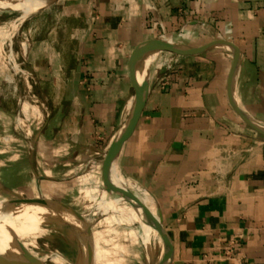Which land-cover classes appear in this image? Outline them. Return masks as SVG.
<instances>
[{
  "label": "crops",
  "instance_id": "crops-1",
  "mask_svg": "<svg viewBox=\"0 0 264 264\" xmlns=\"http://www.w3.org/2000/svg\"><path fill=\"white\" fill-rule=\"evenodd\" d=\"M52 8L41 14L59 24L30 37L27 59L44 113L22 151L30 192L54 194L59 187L43 182L102 173L147 65L146 104L113 164L162 221L164 264H264V136L230 102L231 51L147 50L139 73L130 63L151 38L189 47L230 41L241 55L237 103L264 124V0H65Z\"/></svg>",
  "mask_w": 264,
  "mask_h": 264
},
{
  "label": "rangeland",
  "instance_id": "rangeland-1",
  "mask_svg": "<svg viewBox=\"0 0 264 264\" xmlns=\"http://www.w3.org/2000/svg\"><path fill=\"white\" fill-rule=\"evenodd\" d=\"M63 1L55 0L30 13H24L28 9L21 8L0 9V206H6L16 199L6 188L24 197L39 196L37 188L30 192V165L28 156L22 154V151L27 152L33 145L30 139L31 122L42 120L44 115L39 105V94L30 93V65L27 59L30 37L59 24V21L50 18L51 15L41 13L50 7L58 10ZM183 36L181 40H185ZM24 102L30 104L28 116L22 109ZM113 171L115 178L129 188L118 170ZM75 174L70 176L76 178L80 175ZM52 175L59 176V171ZM103 178L99 171L97 175L90 172L83 178L71 180L69 184L47 180L43 182L44 185L59 188H55L54 194L41 196L62 201L89 220L97 254L94 257L95 264H145L148 255L146 242L153 251L155 264L162 247L160 235L158 239L150 240L139 216L136 213L132 216L134 209ZM57 217H46L42 223L45 230L30 236V240L35 239L37 248L31 249L39 256L58 255V259H62L61 264H83L85 244L82 232L73 222H62ZM46 264L56 263L47 261Z\"/></svg>",
  "mask_w": 264,
  "mask_h": 264
},
{
  "label": "water",
  "instance_id": "water-1",
  "mask_svg": "<svg viewBox=\"0 0 264 264\" xmlns=\"http://www.w3.org/2000/svg\"><path fill=\"white\" fill-rule=\"evenodd\" d=\"M54 1L55 0H51L50 3ZM47 5L40 6L39 8L33 9L30 12L37 11L40 8H43ZM218 47H226L232 53V65H231L229 76H228V92H229V99L232 104V107L238 113V115L245 121V123H247V125H249L252 129H254L260 135L264 136V124L258 122L257 120H255L254 118L246 114L241 109L239 104L237 103V100L235 97L234 85H235L237 70H238V67L241 61V55H240V51L238 47L234 43L223 40V39H218V40L206 43L198 47H189L186 45L174 43L162 37H156V38H151V39H148L140 43L133 51L131 55L130 63H131L132 70L135 73H139L142 66L138 63V58L143 52L147 50H152V51L168 50L175 55L191 56V55L201 54L205 51L218 48ZM149 87H150L149 74H148V69H146V72L141 78V81H140V84L137 90L136 101H135L133 111L130 117L128 118V120L126 121V123L122 126V128L116 134L107 152L105 153V157L102 161V175L104 177V180L110 184L111 188L116 194H118L122 199L126 200L135 209H141L144 216L154 225V227L158 231L161 237V240H162V253L160 257L158 258L156 264H164L169 254L170 241H169L168 234L166 233L164 229L162 221L155 216L152 210L142 200H140V198H138L130 190V188L127 189L121 184L117 183L111 174V167L114 163V160L116 159L125 140L127 139V136L131 128L141 116V113L144 109V106L148 98ZM8 192L10 193V195L16 198L10 203H7L9 205H14L18 203H32V204H38V205H42L45 207H49L52 209L58 208V209L63 210L64 212L70 213L71 215L75 216V218L78 219L80 223L82 224L81 227L83 228V231L85 232L84 234H82L84 238V244H85L83 264H94V250H93V242L91 238L92 237V232H91L92 227H91V223L89 222V220L83 214H81L76 209H74L73 207L69 206L68 204L62 201L53 200V199L47 200V199L42 198L41 196L28 198V197H24L20 195L19 193L11 191V190H9ZM21 250H22V253L19 256L10 255V254H0V264H46V262L41 261L39 257L35 256L28 250H25V249H21ZM148 257L149 258L145 264H152L151 254H149ZM76 264H79V263H76Z\"/></svg>",
  "mask_w": 264,
  "mask_h": 264
},
{
  "label": "bare ground",
  "instance_id": "bare-ground-1",
  "mask_svg": "<svg viewBox=\"0 0 264 264\" xmlns=\"http://www.w3.org/2000/svg\"><path fill=\"white\" fill-rule=\"evenodd\" d=\"M50 1L51 0H0V9L21 8V9H28L27 11H24V13L25 12L29 13L33 9H37L40 6L47 5L48 3H50ZM0 12H1V10H0ZM152 52H153L152 50H148L147 53H148V55H151ZM146 69H148V66L144 65L143 69H142V77L145 74ZM29 105H28V103L24 102V105L22 106V109L24 110L25 114H27V116H28V112H29V110H28ZM111 168H113L114 170H118L117 166L115 164H113ZM111 174L117 183H119L122 186H124L125 188L129 189L128 186L124 182H122L121 180H117L115 178V174H114L113 170L111 171ZM37 197H40V196H37ZM41 197L44 199H47V200L51 199L49 197H44V196H41ZM28 198H32V197H28ZM129 205H130L131 209L132 208L134 209L132 216L134 215V213H136L139 216L142 224L145 227V234H147V236L150 237V240H151V238L152 239H154V238L158 239V236H159L158 231L156 230L154 225L144 216L142 210L141 209H135L131 204H129ZM95 212L96 211H94L93 213H95ZM55 215L58 216L57 218H59V219L61 218L60 220L62 222L63 221L73 222L75 224V226L80 229L79 230L80 233H81V231H82V234L85 233L83 231V228L81 227L82 224L80 223V221L78 219L75 218V216H73L67 212L63 213V210H60L58 208L57 209L55 208V210H54V209L49 208V207H45V206L38 205V204H32V203H18V204H14V205L8 204L6 206L1 205L0 206V254H10V255L19 256L22 253L21 249H25V250L30 251L35 256L39 257L40 260L43 262L50 261V262H54L56 264H61L62 259L61 260L58 259V257H57L58 255L54 256V255H43L42 254L43 256H39L31 249V247L36 248V241H35V239L30 240V236H34L35 234H38L39 232H43V230H45V228L42 226V223L44 222L45 218L46 217L47 218L53 217ZM66 232H68V231H66ZM46 237H48V236H46ZM91 238H92V242H93V250H94V257H95L97 254H96V251L94 249L95 240L93 238V232H92ZM73 241H75V240H73ZM146 246H147V253H148L147 259H146V262H147V260L149 258L148 257L149 254H151V256H152V251L149 247V243L147 244V242H146ZM161 253H162V248H161V251L159 253L158 258L160 257ZM158 258H157V260H158ZM157 260H156V262H157ZM94 262H95V260H94Z\"/></svg>",
  "mask_w": 264,
  "mask_h": 264
}]
</instances>
